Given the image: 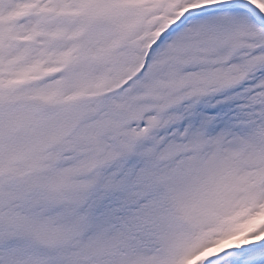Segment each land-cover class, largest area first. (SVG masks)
<instances>
[{
  "label": "snow or ice",
  "instance_id": "obj_1",
  "mask_svg": "<svg viewBox=\"0 0 264 264\" xmlns=\"http://www.w3.org/2000/svg\"><path fill=\"white\" fill-rule=\"evenodd\" d=\"M0 264H264V0H0Z\"/></svg>",
  "mask_w": 264,
  "mask_h": 264
}]
</instances>
